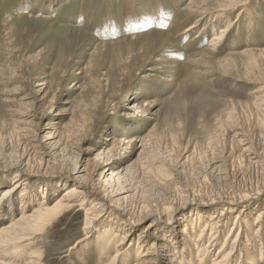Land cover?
Wrapping results in <instances>:
<instances>
[{
    "label": "rangeland",
    "instance_id": "374dc122",
    "mask_svg": "<svg viewBox=\"0 0 264 264\" xmlns=\"http://www.w3.org/2000/svg\"><path fill=\"white\" fill-rule=\"evenodd\" d=\"M156 1L162 22L150 13ZM238 1L201 35L202 25L181 33L193 14L202 22L220 15L222 0H0V229L48 189L57 200L76 172L95 182L117 173L135 190L121 196H134L136 215L150 207L131 237L150 245L164 231L167 249L186 246L194 256L193 240L179 232L198 224L196 210L264 188V126L251 118L264 89V0ZM226 21L231 31L206 55ZM116 137L122 144L108 156ZM217 156L226 159L224 175ZM154 217L161 219L150 228ZM83 223L84 212L71 210L36 236L39 263L98 264L94 241L70 249ZM157 254L154 264H170Z\"/></svg>",
    "mask_w": 264,
    "mask_h": 264
},
{
    "label": "bare ground",
    "instance_id": "6f19581e",
    "mask_svg": "<svg viewBox=\"0 0 264 264\" xmlns=\"http://www.w3.org/2000/svg\"><path fill=\"white\" fill-rule=\"evenodd\" d=\"M222 2L223 3L218 6L217 10H215V12L220 15L210 17L207 22H202L203 19H199L201 16L193 14L190 16V18L194 19L193 23H190L191 26L184 28L181 34H186L197 26L201 27L200 25H202L200 30L202 35L206 32V29L212 27V24L215 22H222L221 20L223 19L222 16L224 12L234 10L243 3L238 0H222ZM152 8L154 9L150 12L152 18H157L156 20L162 22L164 13L158 1H156L155 6ZM132 12L135 14L136 10L134 8H129L128 14ZM131 18L137 21L134 15H132ZM232 26L233 24L231 21H226L225 26L219 30L218 34L211 36L208 43L205 44V48L203 47L204 49H202L203 53L206 55L213 53L216 47L224 40V35L228 33V31H231L230 27ZM245 51L246 52L243 53L253 55L259 52L254 49ZM262 93L263 95H261L258 103H256L259 107L256 108L254 114L251 112V115H253L251 118L254 117L256 121V123H254L255 125L257 124L255 127L258 125L264 126V89H262ZM47 139H51L50 136ZM240 142L241 141L237 143ZM121 144V139L117 137L114 138V143L108 150V156L109 153L115 155ZM235 147L236 146H234L233 149H235ZM237 151L239 152L241 150ZM237 151L235 150V152ZM257 154L249 152V156L252 157L248 160H255ZM231 158H233V156ZM224 159L219 158V156L213 159L214 162L221 163H218V165L220 164V170L222 169L219 172L223 175L226 172V159ZM241 163L238 162L235 164L234 168L240 166ZM251 164L253 165L254 163L251 162L250 165ZM73 171H77L76 168H74ZM243 176L244 175L241 173L238 174L237 177L242 180ZM72 178L73 180L69 183H64V186L67 187L62 191L57 200L52 202V197L48 198L50 193V189H48L47 193L45 192L46 199L42 200L37 207L30 211L24 208V212H21L20 217L14 219L0 229V264H40L38 255L33 252L35 237L44 234L47 227L56 220L62 218L64 213L70 212L71 210L84 212V223L80 231V233L84 235L76 240L75 247H71L70 249L79 250L85 243L94 241L95 243H91L96 247L98 264H102L106 260V256L110 253H112L109 258L111 261L106 264H154L158 251L161 252L163 257H170V264H229L234 253H238L240 250L242 253L238 262L236 261L237 264H264V205L263 207H260V204L252 206L253 201L259 200V198L263 196L264 188H261L262 190L255 194L250 196L247 195L238 200L233 198L215 201L214 203L217 204V206L214 205L213 211L196 210L194 214L199 221L198 224H188L187 222L183 225V228H181V232H179L181 237L193 240V248L195 249V255L193 256L186 246L185 248L183 247L182 250L177 248V245L173 246L172 250L167 249L171 246H166L165 244L167 243H163L168 240L166 238L168 233L165 234L164 231H161V233L155 232L153 238H155L156 242L154 241V243L150 245L145 244L140 237L136 240L131 237L134 224L140 223L148 216H146V214L144 215L145 212H151L148 211L150 207L147 203L145 206H140V203H138L141 207L138 211H141V213L143 212V214L136 215V204L132 202L134 196L131 194L121 196L125 193H132L135 191L132 190L130 183L125 185L126 182H122L123 176L117 173L109 174L107 180L103 182L98 180V182H95L92 180L93 177H91V175L85 173L83 176H79L78 172H76ZM260 178V185H264V166ZM106 184L107 187L105 186ZM51 190H53V188H51ZM8 193L9 191L4 195L7 196L9 195ZM24 195H27L26 192ZM235 204H241V206L234 207L235 209H228V206ZM202 205L206 206L204 207L205 209L211 207L204 203ZM159 219L161 218H152V221L147 226L150 228L156 227L157 220ZM208 228L211 229V240L208 246L205 247L203 238L207 235L205 231ZM234 232L236 233L233 236L232 234ZM224 233L226 235L219 244V247H217L218 239ZM251 236L254 237L255 240L248 242ZM215 247L218 248L216 253L214 252ZM161 257L162 256H160V258ZM83 262H85V260H83Z\"/></svg>",
    "mask_w": 264,
    "mask_h": 264
}]
</instances>
